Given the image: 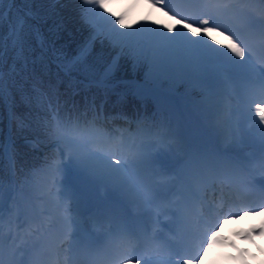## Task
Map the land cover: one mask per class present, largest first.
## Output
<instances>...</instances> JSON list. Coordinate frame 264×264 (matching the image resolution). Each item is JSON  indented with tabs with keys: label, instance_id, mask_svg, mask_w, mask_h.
<instances>
[{
	"label": "snow or ice",
	"instance_id": "snow-or-ice-1",
	"mask_svg": "<svg viewBox=\"0 0 264 264\" xmlns=\"http://www.w3.org/2000/svg\"><path fill=\"white\" fill-rule=\"evenodd\" d=\"M16 2L17 0H0V28L5 18L4 5L8 4L9 12H11V5ZM35 2L37 0H23L25 4ZM47 2L55 4L59 0H47ZM83 2L94 5L95 7L90 11L103 19H108L104 13H109L115 19L111 22L112 27L106 34L92 31L71 56L64 53L62 49H58L54 39L49 41L44 36L39 21L46 20V17H41L38 10L28 8L22 16L17 17L15 24L10 28V43L7 45L0 32V102L5 98L10 99L11 90L15 87L23 91V84L18 85L17 79L27 82L24 73L29 70V64L35 65L38 62L45 71H48L50 64L54 63L57 75L62 73L64 77H67L68 87L74 94L91 88L103 89L107 94L123 88L130 89L137 95H149L158 93L165 83L172 84L176 80L189 81L193 85L199 84L205 87H232L237 94V99L247 102V118L251 121L249 128L242 129L240 120L233 119L236 110L229 108L225 115L217 116L210 122L207 145L195 153L185 152L183 157H174L170 161L169 167L173 175L163 183H158L153 177L167 175L166 170L149 171L152 163L151 143L141 141L127 146L123 140L117 143L111 133L97 127L98 115H93L91 120L88 119L87 112L83 116L61 117L58 107L53 106L48 93L37 86L39 81L33 84L32 91L36 93L38 102H48L51 120L45 121V134L57 146L58 153L63 155L67 150L74 167L97 179L111 183L125 191L137 203L155 204L160 213L173 211L174 215H179L182 224H187L192 205L199 198V186L208 181L226 184L229 195L225 198V202L231 201L233 194L241 200L248 197L264 200V175L259 180L254 175L257 169L264 173V127H260L264 125V60H254L250 46L244 40L230 31L228 35H225V31L228 30H221L223 17L230 8V4L222 3L221 0H207L200 4L199 0H193L205 17L199 21L200 26L193 27V24L186 23L183 17L177 19L173 16L174 24L164 25L169 32L175 30L173 35H168L167 32H161L158 28L152 29L147 26L133 29L131 32H121L120 28H130L132 25L126 23L123 13L112 11L108 0H83ZM259 3L264 5V0H259ZM143 19L146 20L147 17ZM239 19L251 35L264 42V15L256 18L241 9ZM28 20H36L37 23L27 25ZM217 21L221 23L216 24L215 27L211 26ZM26 25L31 29L41 49L39 56L30 55L34 51L30 46L25 48ZM60 28L59 23L53 22L49 32L55 35L59 33ZM212 32L224 36L227 43L222 44L220 40L213 38L210 35ZM98 40L101 44L107 40L114 54H110L108 58L102 55L94 56ZM209 40L212 43H208ZM6 51L13 54L7 73H5ZM121 59H129L134 68L144 69L143 80L117 81L115 73ZM60 83L63 81L61 80ZM91 110L95 112L94 104ZM253 111L254 115H252ZM253 128L259 133L255 137L259 151L246 163L247 158L239 157L235 154V149L244 142L246 135L251 134ZM220 139L226 147L220 146L218 143ZM160 143H164L163 139ZM166 147L171 149L172 145L167 144ZM2 149L3 145H0V150ZM230 152L234 154L229 155ZM117 154L120 158L113 160L112 157ZM13 158L14 155L10 151V159ZM46 164L49 170L60 171V165L55 160L46 161ZM164 188H167L168 192H173L179 199L166 200L167 192L162 191ZM11 191L12 188L9 185L8 192ZM35 191L43 193L40 187H37ZM51 194L49 189L48 192L37 195L36 199H44ZM63 195L73 199L71 206L61 201L58 211L61 212L69 233L76 238L74 244L82 246L87 251L94 250L100 237H80L81 204L72 197L70 192H64ZM4 199L5 186L0 179V221L4 218ZM224 207L222 203L219 207L212 208L211 215L204 221L205 227L200 234L202 243L197 246L203 247L204 253L212 247L218 235L216 229L224 223L220 216L224 215L228 218L229 214L224 211ZM11 211L12 209L9 208V212ZM236 211L238 209L231 208L233 215ZM260 211L264 212V208ZM239 214L247 216L248 212L240 211ZM105 219H107L108 227L101 235L118 236L126 245V247L119 244L110 245L105 250L108 264H120L121 261L124 264H131L132 261H135V264H181L180 248L184 243L183 235H177L173 239H162L155 231L149 234L148 221L129 220L126 217L101 216L97 221L101 228H104ZM253 234L264 236V222L258 227H250L243 233L248 239H251ZM205 239L206 245L203 244ZM44 240H46V230L41 224L36 230L35 240L31 245L27 243L17 245L13 237L12 243L5 251L3 244L0 243V264H23V255L28 248ZM52 250L58 252L59 245H53ZM138 251L140 255H136ZM17 253L20 255L18 256ZM173 257L177 259L174 260ZM200 258H203V253H200ZM182 264H197V262L194 258L183 259Z\"/></svg>",
	"mask_w": 264,
	"mask_h": 264
},
{
	"label": "rangeland",
	"instance_id": "rangeland-1",
	"mask_svg": "<svg viewBox=\"0 0 264 264\" xmlns=\"http://www.w3.org/2000/svg\"><path fill=\"white\" fill-rule=\"evenodd\" d=\"M190 1L191 0H161L162 5L159 8H161L164 13H167V16L173 22H174V20L172 19L173 16H175L177 19L183 17L186 23H192L193 27H199L200 26L199 21L201 20L200 19L201 17L196 18L194 13L190 14L188 13V11H185L188 8L193 9L194 3H189ZM242 1H249L250 2L249 6L255 7V10L256 8H258V10L253 11V9H251L250 7L246 5L242 6L241 4ZM222 3L230 4V8L228 9L227 13L223 17V27L221 29V30H225V29L228 30V31H225V35H228L231 29L229 22L235 23L236 25L238 24L243 27L239 19L241 15V9H244V8L247 9V12L256 18H259L261 15H264V6L262 7V5L258 3V0H239L238 3H235L229 0H224ZM7 5L8 4L4 5V11H6ZM36 6H37L36 11L38 10L40 12V16L46 17V20L43 19L45 23V27H46V33H44L43 30L41 29L44 36L47 35V39L49 41L54 39L56 47L58 49H62L63 52L69 56L73 55L76 52L79 45L89 36V34L92 31H98L101 34H106L109 31V29L112 27L111 22L114 21L115 19L114 18L112 21L105 24L103 18L99 19V16L95 12L90 11V9L94 8L95 6L85 4L83 0H62L61 2H58L56 4H50L47 2V0H37V2L35 3L25 4L23 3V0H17L15 4L11 5V12H9L8 10V13L7 14L5 13L3 25H2V28H0V32H2L3 34L6 45L10 43L9 32L7 31L8 29L10 31V28L15 24L17 17L22 16V13L24 14V11L26 10V8L32 9ZM22 7H25V9ZM125 20H126V23L131 24L132 27L120 28L119 25H116V27L120 28L121 32H131L133 29H140L142 26H147L151 28L150 22H147V23L145 22L139 26H135L133 23L134 21L133 19H130L129 17L125 16ZM53 22L59 23L61 25L59 33L55 35L49 32V29L52 26ZM217 23H221V22L217 21ZM33 24H36V23L30 22L29 20L27 21V25H33ZM27 25L25 27L26 44L28 43L30 47L32 45L37 46L38 43L33 37L31 33V29ZM212 26L215 27L216 26L215 23H213ZM243 29L247 30L244 27ZM174 32L175 30H173L172 32H168V35H173ZM210 35L213 38L220 40L222 44L227 43L224 36L217 35L216 32H212ZM246 35L253 36L250 34L249 30H247ZM193 38L197 39L198 37H193ZM204 39L207 40L208 38L204 37ZM208 43H212V41L209 40ZM260 44L261 43H259V45ZM224 50L227 51V49H224ZM110 54H114V53L108 41L105 40L104 43L101 44L98 40L96 43L94 56L102 55L104 58H108ZM12 55L13 54L11 53L8 56L9 65L12 63ZM5 61H6V57H5ZM41 66L42 65L39 64V66L31 68V66L29 65V70L24 73V76L27 77V81L37 75L35 70ZM7 72H8V67L6 69V64H5V73ZM42 74H43L44 81L46 80V81L51 82L50 94L52 98L51 103L53 104V106L55 105L59 106V103L61 102V100L66 99L68 101L76 100L81 103L84 102L85 106H82L83 108H89L91 105L93 106L94 104L95 109L97 111L101 113H105V114H113L116 117L123 116L128 113L134 114V112L127 109L126 104H127L128 99L125 97L120 98V102L116 107L110 106V102L113 99L117 100L119 99L120 96L124 95L123 93H119V91L108 92L109 94L108 93L105 94V92H103L104 94L103 96L102 94L98 95V99H97L98 105H95L93 99L87 100V101L83 99V94L86 93L85 90H81L78 94H74L73 91L71 92L68 91V90H71L68 87V79L67 77H64L62 73L59 76L57 75V70H56V66L54 63L50 64L48 71H45V70L41 71V75ZM115 76H118V78L116 79L117 81H122L121 77L123 75L121 73L116 72ZM61 80L63 81V83H60ZM44 81H42V83ZM54 82H55V85H54ZM56 82L60 84L56 85ZM17 83L18 85L21 83L23 84L22 92L25 95L31 94L28 91L31 85H28L26 82H25L26 84H24V81L21 80L20 78L17 79ZM200 86H203V85H199L198 87ZM210 88L214 90L215 92L209 95L207 98L201 97L198 99H194L195 97L181 96L182 98L185 99V102L189 106L193 107L194 110L198 112L199 116H201V118L198 119L193 113L194 116L192 117L191 120L187 119V117H189V114L185 112L184 110H182L181 108H179V106L175 103V101L170 98V95H171L170 93H167V92L160 93L162 100L166 102L168 109L170 110L171 117H173L174 126L172 128L173 129L172 133L168 131V129H163L162 133L160 130L144 129L140 131L137 136H134V137L121 136L120 133H116V134L114 133L112 135L113 137L117 139V142H120L121 140H123L125 146L132 144L133 142L140 143L141 141L146 142V143H151V148H150V151L152 153L151 165L158 164L162 167H165V170H168L170 167L166 163H169L170 160H172L174 157H181V156L183 157L182 148H181L180 141H179V139L181 140V136H182L181 129L183 125H186L188 127L186 128V130H188L189 132L192 128L194 135L195 136L199 135L201 141H205V143H203V145L205 146V144H207V140L205 136L201 134L200 122L202 118L206 119L207 117H210V116H206L207 114L211 115L209 109H217L219 112L218 116L222 117L223 115L226 114V112L221 113L220 111L224 109V106H226L228 109L232 108L236 110L233 114V119H238L239 113L242 112L238 105L236 104L231 105L230 101L226 102L225 105L222 104L221 101H219V99L221 98V94L227 91L231 93L234 92L232 87L225 88L222 86H211ZM40 89L46 93L49 91V89L47 91L45 87H41ZM19 90H20L19 87L13 88L11 90V98L14 93L18 94ZM54 90L55 91L58 90V91L54 94ZM97 90L98 92H101L103 89H97ZM102 99H106V101L103 102ZM6 100H9V98H6ZM27 104L33 105V108H41L43 105V102H38L36 99H34L33 102L27 103ZM45 104L48 107V102L45 101ZM202 105H205L206 109L203 108ZM11 106H13V104H11ZM70 106H76V105H70ZM12 112H13V108L8 113L4 114L1 109V102H0V115H2V121L9 124L8 126H6L5 130L2 132L3 133L2 139L8 142L7 148L5 147V145H3V147H5V152L1 156L4 159H7L5 157L8 156V150L12 152L11 144H14V145L20 144L18 142H11L12 136H11L10 126L12 124H15L14 123L15 118L13 119L14 116L13 114H11ZM119 112H121V114H115ZM212 117H214V115ZM189 125H191L192 127L189 128ZM240 125H242L241 122H240ZM175 127H179V128L176 129ZM25 134L30 135L31 133L26 132ZM162 139L164 143H160ZM25 142L29 143L30 141L27 140ZM192 142H193V139H192ZM167 144H171L172 148L169 149L168 147H166ZM240 145H242V143ZM238 147L240 146L238 145L237 148ZM2 157H1V162L3 163L5 160H3ZM112 159L116 160L117 158L113 156ZM59 165H60V171H58V174H59L58 178L54 179L53 181L49 183L48 190L50 189L52 193L50 197L45 196L44 199H36L30 193H27V192L22 193L17 188H14L12 190V195L15 197L16 207H10L9 203L6 201L7 199L4 201L5 211H4L3 221H0V239H2L5 242V246L7 248H8V245L12 243L13 237H15V243L17 245H24L26 243L32 244V242L35 240L36 230L41 224L43 225L46 231L49 230L50 227L54 225V219H57L54 211H58V205L60 204V202L63 201L64 203H67L68 205L73 204V199L68 196L63 195L64 192H70L72 194V197L78 196V198L80 199L79 202L82 206V196L84 193L82 191H83L84 186L82 184L81 179H85L87 181V183L95 190L96 195H101L102 192H105L103 196H106V197L111 194H115L119 196V199L129 202L130 204H133L134 202L137 205V208L139 210L148 209L147 205L140 204L132 200L125 191L116 188L111 183L97 179L96 177L88 174L87 172L81 171L77 169L76 167H74L73 163L70 161V158L67 154V150H65L63 155H61V160L59 162ZM149 171L151 172L152 170L149 168ZM68 174H72L70 175V177L73 183L63 181V179L66 180V177H68ZM158 177L159 176L156 175L153 177V179L155 178V180L159 183H163L164 180H167V179H164L163 176H162V179L161 178L157 179ZM57 183L60 184V187H59L61 188L60 191L56 186ZM96 183L99 184L100 186H96ZM101 187H106L107 190L105 188L103 189V191H101ZM214 187H215V192L217 193V199H219L220 193L223 191L224 185L220 183H216ZM208 191H209L208 189L203 188V191L200 195L202 196L203 194H208ZM77 192H79L80 194H77ZM223 204H225V202H223ZM37 207L39 208L42 207L43 210L45 211V215H43V217L41 218H39L32 212V209L37 208ZM9 208L12 209L11 212H9ZM105 214H109V213L107 212L103 213L101 216L104 217ZM60 216L62 218L61 212H60ZM22 226L23 228H21ZM80 226L82 227L81 222H80ZM39 243H36V244H39ZM32 250L33 249H31V252Z\"/></svg>",
	"mask_w": 264,
	"mask_h": 264
},
{
	"label": "trees",
	"instance_id": "trees-1",
	"mask_svg": "<svg viewBox=\"0 0 264 264\" xmlns=\"http://www.w3.org/2000/svg\"><path fill=\"white\" fill-rule=\"evenodd\" d=\"M61 1L62 0H59V2ZM9 7L10 6L7 5L6 11H5L6 14L8 13ZM25 7H22V8L25 9ZM36 8L37 6L32 8V10L36 11ZM99 19H101L100 16H99ZM29 21L37 23L36 20H29ZM39 24L43 32L46 33V27H45V23L43 19L39 21ZM7 32H9V29ZM45 37H47V35ZM29 46L30 45H28V43L25 44L26 49ZM31 48L34 49V51L31 53V56L35 57V56L40 55L41 49L39 48L38 45L37 46L32 45ZM11 53L12 52L10 51H6V54H5L6 69L9 65L8 56ZM125 60L127 61L126 64H127L128 69H130L131 74L132 75L136 74L139 77L143 78L144 69L134 68L129 59H125ZM39 64L40 63L38 62L35 65H32V64H29V65L31 66V68H34V67L39 66ZM43 70L44 69L42 66L36 69L35 72L37 73V75L26 82L28 85H31V87L28 89V91L31 94L25 95L21 90H19L18 94L14 93L12 98H10L9 100H6L5 98V100L1 102V109L4 114L8 113L13 108V112L11 114H13L14 116L13 119L15 118V121H14L15 124H12L10 126L11 136H12L11 142H18L20 143L18 145H21V144L25 145L20 150L11 149L14 155L12 162L16 170V177H17L16 179L18 180V182L21 184L22 188L24 189H29L32 187L31 179L34 177L33 174L35 173V171H32L34 168L36 169L35 176L40 175L43 177L46 174H51L48 168V165L46 164V161L51 162L52 160H54L53 159L54 149H45L52 142L47 138L45 134V128L44 127H42V129L40 128L41 122L38 121L36 130H31L29 126L30 121L35 118L36 113H39L42 110H45L48 112V121H50V112H49L48 107L45 104V101L43 102V105L41 108H33V105L27 104V103L33 102L34 99H36V93L32 91V87H33V84L36 83L37 81L40 82L37 85L39 88L45 87L48 91L46 83L51 84V82L46 81V80L44 81L43 74L41 75V71ZM116 72H119V71H116ZM117 78L118 76H115V79ZM121 78L123 79L124 77L122 76ZM42 81L44 82L42 83ZM26 83L24 82V84ZM59 84L60 83L56 82V85H59ZM54 85H55V82H54ZM191 86H192V83L189 81L176 80L175 83H172V84L165 83L162 86V88L163 89H176L177 91L181 93H190L189 91H190ZM57 91L54 90V94ZM68 91L71 92L72 90H68ZM117 91H119V93H123L124 95L120 96L119 99L117 100L113 99L110 102V106L116 107L120 102V98L125 97L128 99L127 104H126L127 109L134 112V114L128 113L126 115L119 116V117H116L115 115L112 114L113 116H115L114 119L117 122L116 125L123 126L124 128H126L127 126L130 127L131 123L125 124L124 122L128 123L129 121L127 120L133 119V118L139 119L141 126L148 127V128L161 127L165 125L163 122L165 123L172 122L171 118L168 115V110L166 109V107L160 101L159 97L156 94L137 95L132 90L123 89V88L118 89ZM50 92L51 90L49 89L47 93H48V96L51 98ZM85 92L86 93L83 94V99L85 100H91L93 97L94 99H96L98 95H101V94L104 95L103 94L104 90H102L101 92H98L97 88H91L89 90H86ZM90 95H91V99H90ZM195 95L199 97L201 95V92H198V93L196 92ZM51 101H52V98H51ZM80 103L81 102H78L76 100L68 101L66 99H63L59 103V106L55 105L54 107H59L58 110H59L61 117H67V116L75 117L77 115L83 116V114L87 112L89 113L88 119L91 120L93 115H96V113L90 109L91 106L87 108L88 111H86L87 109H78V106L83 104V103L81 104ZM11 104H13V106H11ZM70 105H76V106H70ZM115 114H118V113H115ZM8 125H9L8 123L2 121V115H0V131H1L0 140L1 142L4 141L2 139V135H3L2 132L5 130L6 126ZM135 127L137 126L134 125L133 128ZM26 132L31 133V134L26 135L25 134ZM26 138H29L32 140V142L37 143L38 146H40V148L38 149V148H33V147L31 148L27 147L26 145H29V144H25L23 141ZM4 152H5V149L3 147V149L0 150V178L2 179L6 178V170H7L6 164H5L6 159H4L1 156ZM1 157L3 158V160H5L3 163L1 162Z\"/></svg>",
	"mask_w": 264,
	"mask_h": 264
},
{
	"label": "bare ground",
	"instance_id": "bare-ground-1",
	"mask_svg": "<svg viewBox=\"0 0 264 264\" xmlns=\"http://www.w3.org/2000/svg\"><path fill=\"white\" fill-rule=\"evenodd\" d=\"M202 1V0H201ZM201 1H199L200 4ZM223 0H221L222 2ZM110 7L112 8V11L117 12V13H123L125 16L129 17L130 19H133L135 21L134 25L135 26H139L143 23H147L150 22L151 24V28L152 29H159L161 32H169L167 28H164L165 24H174V22L167 16L165 15V13L163 12V10L161 8H159L160 5V1L157 2V0H108ZM243 5L249 6L250 2L249 1H242ZM256 10H258V8H256ZM200 11V9L198 8L197 13ZM104 16H106L108 19L105 20L104 19V23L106 24L107 22H110L114 19V17H112L109 13H104ZM144 17H147V19H143ZM156 21H159L160 23L157 24L155 23ZM241 27L239 25H236V27L234 29H232L234 34H238V30ZM148 35H156L155 33H149ZM126 60L123 59L120 62V66L118 68L117 71H119L122 75H123V80L122 81H141V77H139L138 75L131 74L130 69H128L127 64H126ZM132 78V79H131ZM47 88L50 89V83H46ZM198 87H191L190 91L192 93H195V91L197 90ZM163 92H158L156 93V95L159 97L160 101L164 104V106L168 109V106L166 104V102H164L162 100L161 94ZM170 98L173 99L175 101V103L179 106V108H181L182 110H184L185 112H187L189 114V117H187L188 120H191L192 117L194 116V110L192 109L191 106H189L186 102L185 99L175 95L174 93H170ZM254 109V108H253ZM221 112H227V110H220ZM248 113V111L242 113L245 114ZM254 111L252 113V115H254ZM248 116V115H247ZM246 116V119H247ZM38 121L41 122V129L42 127H44L45 121H48V112L45 110L40 111L39 113H36L35 118L33 120L30 121L29 126L31 130H36L37 128V124ZM201 124V122H200ZM191 126V125H189ZM192 127V126H191ZM245 130H247V127H244ZM1 133V131H0ZM196 133V131H195ZM190 138L191 140L193 139V148L191 151H189V153H195L198 149L203 148V143H205V141H201L200 136H195L194 133L190 134ZM206 138V137H205ZM254 138L253 135H246L244 139L249 140ZM207 140V144L209 142V140L206 138ZM25 144H29L26 145L27 147L31 148H36V144L34 142L31 143H25ZM0 145H2V142L0 140ZM181 148L183 149V142H180ZM206 145V144H205ZM23 146L25 145H12L11 144V149L12 150H20ZM26 147V148H27ZM223 147H226V145L223 142ZM54 148H55V144H54ZM82 184H83V196H82V204L84 205V201L85 198L87 196H90L92 199V203L90 204V208H92V206H95L96 208L100 207L101 205L106 207L107 212L113 214L115 217H122V215L125 213L124 208L120 205V203H118V198L119 197L117 195V197L115 195H111L112 199L111 201H105V196H103L105 194V192H102L101 195H96L95 194V190L87 183V181L85 179H81ZM213 184H215V182L213 181H208L202 185L199 186V192L201 191V189L203 187L209 188V186H212ZM96 186H100L97 185ZM226 185H224L225 187ZM106 187H101V191H103V189H105ZM107 190V188H106ZM215 191H213V193L210 194L209 198L211 199H215L216 198V194L214 193ZM225 193V192H224ZM77 194H80L79 192H77ZM76 200L80 201V199L77 197H74ZM201 200L198 199L193 205L199 203L200 204ZM71 206V205H70ZM227 206V205H226ZM246 208L249 209L248 211V215L243 217L244 220H249V219H254L251 218L253 217V213L251 212V205L247 204L245 205ZM83 208V206H82ZM38 211L41 213V215H43V208H37ZM227 209V207L225 208ZM220 218H222V215L220 216ZM64 223H56L54 225V235L52 236L51 234H48L50 239H51V244L49 245L50 248L47 249H52L53 245H56L57 241H59L62 236L64 234H66V230L63 228ZM117 239H120L118 236H112L108 238L107 244L104 245L103 250L109 248L110 245H117ZM126 246V245H124ZM198 244L196 242L193 241V239H190L187 245V248L185 249V251L183 253H187V255H183L184 259H189L192 260L193 258L195 259V262L197 261V259L200 256V252L202 250V247H197ZM74 247V241L73 243H71V245L69 246ZM217 248H215L213 245L212 247H210L209 250V254L213 255V259L217 258L214 256V251ZM77 251H79V255L84 254V252L86 251L82 246L80 248L76 249ZM35 257H37V255H35ZM6 258V257H5ZM38 258V257H37ZM49 259H42L41 263H36V264H44V262L48 261ZM50 262V261H49ZM120 264H124L123 261L120 262ZM131 264H135V261H132Z\"/></svg>",
	"mask_w": 264,
	"mask_h": 264
}]
</instances>
